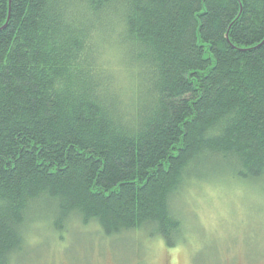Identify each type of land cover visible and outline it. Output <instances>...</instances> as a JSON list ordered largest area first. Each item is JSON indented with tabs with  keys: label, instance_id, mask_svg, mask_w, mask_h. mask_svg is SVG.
Returning a JSON list of instances; mask_svg holds the SVG:
<instances>
[{
	"label": "trees",
	"instance_id": "16d2710c",
	"mask_svg": "<svg viewBox=\"0 0 264 264\" xmlns=\"http://www.w3.org/2000/svg\"><path fill=\"white\" fill-rule=\"evenodd\" d=\"M213 171L264 181V0H0V264L38 213L175 248Z\"/></svg>",
	"mask_w": 264,
	"mask_h": 264
},
{
	"label": "rangeland",
	"instance_id": "374dc122",
	"mask_svg": "<svg viewBox=\"0 0 264 264\" xmlns=\"http://www.w3.org/2000/svg\"><path fill=\"white\" fill-rule=\"evenodd\" d=\"M184 240L169 248L148 231L105 237L79 220L59 235L43 213L11 264H264V181L211 172L172 201ZM36 220V219H35Z\"/></svg>",
	"mask_w": 264,
	"mask_h": 264
}]
</instances>
